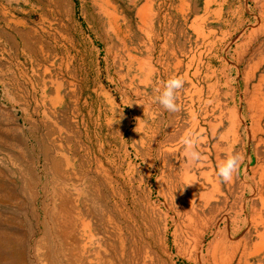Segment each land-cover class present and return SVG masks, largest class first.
I'll return each instance as SVG.
<instances>
[{
    "label": "rangeland",
    "instance_id": "374dc122",
    "mask_svg": "<svg viewBox=\"0 0 264 264\" xmlns=\"http://www.w3.org/2000/svg\"><path fill=\"white\" fill-rule=\"evenodd\" d=\"M0 264H264V0H0Z\"/></svg>",
    "mask_w": 264,
    "mask_h": 264
},
{
    "label": "clouds",
    "instance_id": "9594fccd",
    "mask_svg": "<svg viewBox=\"0 0 264 264\" xmlns=\"http://www.w3.org/2000/svg\"><path fill=\"white\" fill-rule=\"evenodd\" d=\"M184 84L185 81L182 77L173 76L165 81L163 91L156 89V91L160 93L157 97V101L164 110L168 112H177L180 110V106L177 102V92L183 88ZM134 131L139 132L137 127ZM182 143L185 148L184 155L189 164L197 163L203 159L202 154L197 151V140L194 139L192 135H186ZM242 162L243 157L239 153H227L226 160L218 165L217 175L221 178L222 182L230 183L238 173ZM193 183L194 182H191L188 185Z\"/></svg>",
    "mask_w": 264,
    "mask_h": 264
}]
</instances>
